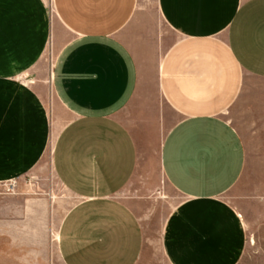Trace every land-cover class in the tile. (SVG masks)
<instances>
[{
  "label": "crops",
  "instance_id": "crops-1",
  "mask_svg": "<svg viewBox=\"0 0 264 264\" xmlns=\"http://www.w3.org/2000/svg\"><path fill=\"white\" fill-rule=\"evenodd\" d=\"M54 5L50 25L41 0H0V183L41 161L47 113L21 76L61 37L53 86L71 119L55 141L53 166L78 199L59 229L63 264H244L248 229L262 225L263 213L244 214V198L240 209L226 198L247 164L227 116L244 97L264 98V0ZM167 109L177 120L160 168L182 202L164 224L159 262L122 193L133 188L147 201L153 192L140 172L142 152Z\"/></svg>",
  "mask_w": 264,
  "mask_h": 264
},
{
  "label": "rangeland",
  "instance_id": "rangeland-1",
  "mask_svg": "<svg viewBox=\"0 0 264 264\" xmlns=\"http://www.w3.org/2000/svg\"><path fill=\"white\" fill-rule=\"evenodd\" d=\"M41 2L53 25L57 22L54 0ZM59 39L55 42L49 39L40 62L21 76V82L33 87L42 100L48 133L45 151L35 168L24 176L0 183V264H63L58 248L59 229L78 199L62 186L53 166L55 141L71 119L53 86V71L63 44ZM151 76L155 95V77L153 73ZM227 118L242 135L247 164L244 176L226 198L237 209L244 198V214L248 211L251 214L252 207H259L263 213L262 225L248 229L249 247L244 264H264V98L244 97V106L238 104ZM176 120V115L167 109L155 120L149 139H145L140 172L148 174L153 187L148 200L139 201L133 188L122 193V198L136 207L159 262L164 224L182 202L164 178L159 160L164 138ZM252 219L256 216L252 215ZM250 240L256 245H251Z\"/></svg>",
  "mask_w": 264,
  "mask_h": 264
}]
</instances>
